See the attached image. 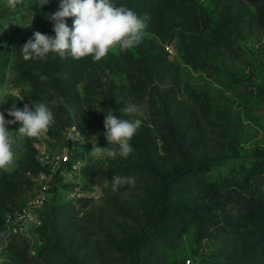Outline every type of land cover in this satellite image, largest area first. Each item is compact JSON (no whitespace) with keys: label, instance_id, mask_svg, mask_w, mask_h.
Wrapping results in <instances>:
<instances>
[{"label":"rangeland","instance_id":"1","mask_svg":"<svg viewBox=\"0 0 264 264\" xmlns=\"http://www.w3.org/2000/svg\"><path fill=\"white\" fill-rule=\"evenodd\" d=\"M115 1L118 6L120 0ZM193 1L205 9L207 21L184 18L174 0H125L128 8L148 18L142 43L109 52L110 57L103 59L107 66L94 68L77 87L82 95L92 77L127 86L124 61L129 56L136 60L159 56L172 64L178 73L174 107L169 108L173 127L170 130L168 122L162 137L150 130L158 153L166 156L165 164L156 163L146 171L141 190L120 194L112 190L109 172L143 163L145 155L134 136L130 141L134 150L127 158L94 157L92 144L108 146L103 135L105 115L85 112L80 127L54 118L55 124L39 138H20L14 132L17 164L11 172L0 171V264H20L4 244L6 216L41 195L48 221L52 209L59 206L82 219L93 251L86 255L88 263L127 264V254L148 232L165 201L177 207L206 208L215 226L202 239L195 223L168 216L155 229L170 241L168 247L158 249L156 264H231L256 230L254 218L264 223V201L259 203L262 209L253 210L247 194L256 190L258 171L264 172V158H252L264 156V0ZM58 6L59 0H49L31 11L0 0V57L7 63L0 70V111L6 119H12L7 111L13 103L20 109L31 106L23 97L28 88L16 81L25 62L20 47L35 31L53 36V23L46 14ZM187 55L192 64L186 63ZM196 59L205 64L204 70L193 68ZM162 88H152L155 101ZM147 101L129 104L139 113L126 114L127 119L149 124ZM173 115L179 123L171 121ZM8 127L16 131L19 124ZM65 154L71 164L58 165L57 157ZM185 165L204 167L200 174L211 182L234 177L239 186L205 187L192 175L181 174ZM259 188L264 193V183ZM181 223L183 229L175 230ZM32 231V239L26 240L30 255L37 257L43 239L40 230Z\"/></svg>","mask_w":264,"mask_h":264},{"label":"trees","instance_id":"2","mask_svg":"<svg viewBox=\"0 0 264 264\" xmlns=\"http://www.w3.org/2000/svg\"><path fill=\"white\" fill-rule=\"evenodd\" d=\"M7 1V0H2ZM114 2H116L114 0ZM176 10L184 15V18L194 21L199 19L202 22L207 21L205 9L197 5L193 0H174ZM125 0H120L118 6H126ZM16 7L27 8L34 11L38 7V0H19ZM69 27L72 20L67 19ZM222 22V26L226 25ZM55 33L53 34V36ZM50 54L45 60H28L19 67L16 81L22 86L27 87L28 91L23 94L24 99L31 104L43 101L48 104L54 114V118H65L67 123H74L80 127L85 112H94L99 115H105L113 111L117 117L127 119L126 113L122 108L125 105L135 104L139 100L148 99L149 124L142 121L134 137V142L141 148L145 155L143 163L131 166L116 168L109 172V184L112 188V178L115 175L124 177H134L135 185L124 183L121 184L116 192L122 194L127 190H141L142 182L147 170L153 165L165 164L166 156L158 153L154 139L150 130L153 129L160 137L164 136L168 128L171 106L174 107V86L177 85L178 73L174 66L159 56L144 55L139 59L128 57L124 61L128 85L121 86L113 81H103L101 78H90L83 88L82 95L78 91V85L83 82L85 77L92 72L94 68L101 65L107 66V62L101 59L93 62L91 57L81 60H74L71 57L60 58ZM106 57H110L108 54ZM189 55L185 57L187 64H192ZM193 60L194 57H192ZM193 68L204 70L205 64L196 59ZM7 63L0 57V70L6 68ZM41 75H46L47 80L42 81ZM162 86V93H156L159 101L153 97V89ZM153 88V89H152ZM151 89V90H149ZM163 110V112H162ZM165 110V111H164ZM171 119L174 123L180 121L177 115ZM176 121V122H175ZM170 130L171 123L169 122ZM252 158L257 160L263 159L264 156L253 155ZM262 163H257L261 166ZM112 163L109 160V169ZM204 167H194L185 165L181 174L192 175L200 184L210 187L219 184L221 189L238 187L239 183L234 177L215 182L203 178L200 171ZM260 169V168H259ZM262 169V168H261ZM255 182L256 190L248 194L249 207L253 210L262 209L259 203L264 201V193L260 190V185L264 183V172L258 171ZM166 193V190H164ZM73 211V210H72ZM104 213V212H103ZM78 214L67 213L65 207H54L50 212V221L47 214L42 215V225L40 235L43 239V246L37 257L31 256L26 239L17 237L12 243L6 246L20 264H101L98 260L94 263H88L86 255L93 253L92 247L88 243L86 229L80 224ZM175 216L178 219L187 218L197 225L198 233L202 239L208 237L215 224L209 217L208 209L196 208L189 209L177 207L165 201L155 219L144 237L138 240L131 251L127 254V264H156V258L159 255L158 249L168 247L170 241L161 238L156 234L155 229L164 225L168 216ZM99 220V225L102 224ZM253 228L256 230L245 241L243 248L239 250L237 257L231 264H264V223L259 219L252 221ZM180 224V223H179ZM182 225H176L175 230H182ZM180 228V229H179ZM170 232V231H169ZM100 258V257H99ZM98 258V259H99Z\"/></svg>","mask_w":264,"mask_h":264},{"label":"clouds","instance_id":"3","mask_svg":"<svg viewBox=\"0 0 264 264\" xmlns=\"http://www.w3.org/2000/svg\"><path fill=\"white\" fill-rule=\"evenodd\" d=\"M19 0H7L10 7H16ZM49 0H38L40 6ZM53 23L54 36L35 31L20 47L22 57L28 60H45L50 54L60 58L71 57L74 60L91 57L93 62L105 58L109 52H121L140 45L147 28V17H141L127 6H117L114 0H59L58 10L46 14ZM71 18V27L67 19ZM42 81L47 80L41 75ZM126 114H138L135 105L122 108ZM6 119L0 111V171L11 172L17 164L15 132L20 138H39L46 134L55 124L54 114L47 103L40 101L25 104L22 109L15 103L7 111ZM19 124L16 131H10L9 125ZM142 125L141 119L129 120L117 117L113 111L105 114L104 133L109 145L117 148L100 147L92 144L94 157L115 159L118 155L127 158L133 152L130 141ZM135 185L134 177L115 175L112 178V190L116 191L121 184Z\"/></svg>","mask_w":264,"mask_h":264},{"label":"built area","instance_id":"4","mask_svg":"<svg viewBox=\"0 0 264 264\" xmlns=\"http://www.w3.org/2000/svg\"><path fill=\"white\" fill-rule=\"evenodd\" d=\"M57 160L58 165L65 166L71 164L69 154L60 155L57 157ZM40 165L44 167L43 163H40ZM45 201L46 199L41 195L33 202L24 205L18 212L6 216L4 223L5 246L12 243L17 237L32 239V234H34L33 229L36 230L35 233H38L37 231L42 225L41 216L46 215L44 208Z\"/></svg>","mask_w":264,"mask_h":264}]
</instances>
